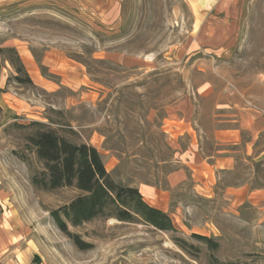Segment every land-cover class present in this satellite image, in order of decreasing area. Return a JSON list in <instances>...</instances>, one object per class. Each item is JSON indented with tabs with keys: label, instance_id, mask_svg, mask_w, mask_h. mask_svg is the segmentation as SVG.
<instances>
[{
	"label": "rangeland",
	"instance_id": "374dc122",
	"mask_svg": "<svg viewBox=\"0 0 264 264\" xmlns=\"http://www.w3.org/2000/svg\"><path fill=\"white\" fill-rule=\"evenodd\" d=\"M33 122L176 231L98 218L79 248L51 212L82 193L33 185ZM263 152L264 0H0V219L33 264H264Z\"/></svg>",
	"mask_w": 264,
	"mask_h": 264
},
{
	"label": "trees",
	"instance_id": "16d2710c",
	"mask_svg": "<svg viewBox=\"0 0 264 264\" xmlns=\"http://www.w3.org/2000/svg\"><path fill=\"white\" fill-rule=\"evenodd\" d=\"M31 126L39 127L29 142L44 165V171L32 178L33 185L45 190L75 187L82 193L69 205L51 212L60 231L79 248L89 245L73 235L68 225L76 227L98 218L141 221L161 231H176L170 216L147 203L138 188L113 180L95 147L70 142L43 123ZM200 239L212 243L207 237Z\"/></svg>",
	"mask_w": 264,
	"mask_h": 264
},
{
	"label": "crops",
	"instance_id": "0c3cea01",
	"mask_svg": "<svg viewBox=\"0 0 264 264\" xmlns=\"http://www.w3.org/2000/svg\"><path fill=\"white\" fill-rule=\"evenodd\" d=\"M219 153L225 152L219 151ZM231 164L230 158L221 157L217 158V166L211 167L231 169ZM18 227L16 221L0 219V264H33L36 252L31 245L32 241L28 236L20 234Z\"/></svg>",
	"mask_w": 264,
	"mask_h": 264
}]
</instances>
